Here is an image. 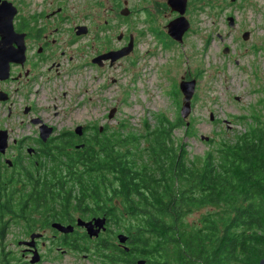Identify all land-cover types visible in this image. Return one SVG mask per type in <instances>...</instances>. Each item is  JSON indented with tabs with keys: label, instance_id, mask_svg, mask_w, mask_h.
Returning a JSON list of instances; mask_svg holds the SVG:
<instances>
[{
	"label": "rangeland",
	"instance_id": "rangeland-1",
	"mask_svg": "<svg viewBox=\"0 0 264 264\" xmlns=\"http://www.w3.org/2000/svg\"><path fill=\"white\" fill-rule=\"evenodd\" d=\"M133 2L137 7L136 20L123 21L114 17L117 9L111 10L113 0H103L101 23L104 25V20H109L110 25L105 34L83 43L91 60L99 53L127 46L129 38L133 37L131 54L112 66L106 63L103 68H98L91 62L86 67L85 54L67 51L63 55L61 49H57L55 58L49 62L55 65V70L47 75L42 68L38 73L43 75L36 86V112L46 125L56 128L53 137L58 138L63 131L73 132L78 125H86L90 142L97 128H103L102 132L107 128L110 135L123 119L140 130L145 119L155 125L160 114L172 120L182 118L180 109L184 95L180 82L186 79L197 81L193 111L184 120L190 123L191 131L187 136L179 129L176 136L186 144L191 157L203 156L207 151L215 150L220 141L233 140L244 134L253 124L250 116L264 113V0H194L191 6L194 9L190 8L187 16L191 29L179 45L167 34V25L172 20L167 0ZM230 16L237 20L234 29L228 27ZM246 32H250L248 40L243 39ZM121 33L123 38L118 40ZM218 35L223 36L222 39ZM225 47L230 48L229 54L223 53ZM113 108L118 111L110 120L108 114ZM38 135L37 129L27 126L22 138L26 139V145H32ZM202 136L210 140H202ZM68 138L62 137L63 140ZM40 161L48 160L42 156ZM2 180L5 199L13 193L14 206L30 190L28 184ZM15 208L19 212L18 207ZM71 213V220L75 221L92 217L76 208L71 209ZM26 216H5L7 228L5 238L0 242V264L4 255H9L10 264H32V257H24V247L19 242L29 241L33 233L43 234L38 242L41 261L36 264L131 263L132 256H124L127 262L123 263L105 262L96 253V238H89L86 231L77 226V231L67 236L52 228L54 220L49 215L28 212ZM107 228L100 236L117 232L111 223ZM117 236H113V243L119 248ZM87 239L91 242L84 243ZM72 240L74 245L85 247L84 252L66 245Z\"/></svg>",
	"mask_w": 264,
	"mask_h": 264
},
{
	"label": "trees",
	"instance_id": "trees-1",
	"mask_svg": "<svg viewBox=\"0 0 264 264\" xmlns=\"http://www.w3.org/2000/svg\"><path fill=\"white\" fill-rule=\"evenodd\" d=\"M250 119L253 124L244 134L194 157L176 136L179 129L189 136L191 126L164 114L155 125L145 119L140 130L127 119L110 135L107 128H97L79 150L70 148L71 138L63 140L62 134L39 166L40 179L23 182L33 188L16 203L19 212L13 193L5 199L0 179V242L6 215L26 218L31 208L52 220L70 221L76 208L103 216L117 229L96 238V253L105 262L123 263L124 256H132L130 264L140 259L147 264H259L264 258V113ZM116 234L128 237L125 247H115ZM73 242L66 245L84 252ZM8 257L1 264H10Z\"/></svg>",
	"mask_w": 264,
	"mask_h": 264
},
{
	"label": "flooded vegetation",
	"instance_id": "flooded-vegetation-1",
	"mask_svg": "<svg viewBox=\"0 0 264 264\" xmlns=\"http://www.w3.org/2000/svg\"><path fill=\"white\" fill-rule=\"evenodd\" d=\"M193 2L194 0H188L185 11V17L190 22V29L192 24L187 16L191 9H194L191 7ZM103 5V0H0V14L2 15V19H0V133L5 132L8 143L5 153H0V179L6 178L12 184H22L26 182L25 180L36 183L41 177L40 159L47 155L56 138L52 136L47 142H43L40 138V131L46 123L36 112L35 97L38 93L36 86L42 78L43 74L38 75L42 68H45L47 75L55 70V65L49 63L55 58V51L61 49L63 55L67 54V51L78 55L85 54L87 56L86 67L91 62L94 67L103 68L106 63L112 66L111 60L104 61L103 66L94 64L92 60L104 54L127 48L131 42L134 45V39L130 37L127 46L119 50H113L114 48L107 50V52L99 53L91 60L89 59L83 45L84 40L91 37L99 38L100 34H105L106 27L110 25L109 20H104V25L101 23L100 9ZM166 5L172 13V20L169 23L181 16L169 5V0ZM115 8L117 9L115 19L136 20L137 7L133 0H113L111 10L114 11ZM13 13L12 30L10 16ZM190 29L184 34L183 42ZM123 35L121 33L118 40H122ZM168 36L178 45L183 44V42L180 43L173 39L169 34ZM132 51L133 47L130 54ZM70 59L72 60L73 57L71 56ZM27 122L29 124H26ZM27 126L37 129L39 134L32 145H26V139L22 138L25 136ZM82 126L84 127L82 137H76L75 131H63L58 136L64 134L63 136L70 137V148L74 146L79 150L81 148H77V146L88 143L86 136L88 126ZM56 131L54 128V132ZM29 149L36 151L29 153ZM25 162L26 164H24ZM27 175L35 177H25ZM27 186L30 190L33 188L30 184ZM28 212L35 211L30 208L27 209L26 214ZM94 218L96 217L92 216L90 219L83 220L89 222ZM78 219L80 218H77L76 221L70 220L73 224L65 225H72L74 232L77 231V227L86 231L85 228L78 226ZM53 222L64 225L60 221L54 220ZM38 242L39 240L36 243L37 250H39ZM117 246L122 248L120 244ZM23 247L24 257H33L35 248L33 250L28 246Z\"/></svg>",
	"mask_w": 264,
	"mask_h": 264
},
{
	"label": "water",
	"instance_id": "water-1",
	"mask_svg": "<svg viewBox=\"0 0 264 264\" xmlns=\"http://www.w3.org/2000/svg\"><path fill=\"white\" fill-rule=\"evenodd\" d=\"M232 2H236L237 0H231ZM169 5L174 8V10L178 11V13L181 15L179 18L176 20L170 22L168 24V34L175 39L176 41L182 43L183 42V36L184 34L190 29V22L188 19L185 17V11L188 5V0H169ZM1 10V8H0ZM14 13L11 14L10 16V25L12 29V17ZM0 19H2V15L0 14ZM228 22V27L231 29H234L237 25V20L235 16H230L227 19ZM13 30V29H12ZM85 33V32H84ZM250 36V32H246L243 34V39L248 40ZM223 36L218 35V38L222 39ZM133 47V42L127 47L122 50L116 51V52H110L108 54H104L102 56H99L95 59L92 60L94 64H98L99 66L104 65V61L111 60V64L113 65L115 62H117L119 59H122L126 56H128L132 50ZM230 48L225 47L223 49L224 54H229L230 53ZM196 80H182L180 83V89L181 92L184 95L183 102H182V107L180 109V114L183 120H187L190 115L192 114L193 111V106H192V100L194 98V94L196 91ZM117 112L116 108H113L110 113H109V119H113ZM213 118V116H212ZM36 123H38L36 121ZM189 122L187 121V126H189ZM84 127L82 125H79L75 129V134L79 137H82L84 135L83 132ZM103 128H100V131H102ZM54 134V128L53 127H48V125H44L40 131V138L42 139L43 142H47L51 136ZM202 140L209 141L210 138L208 137H201ZM8 147L7 143V137L5 136V132L0 133V153L4 154L6 149ZM84 144L77 146V148H83ZM35 151L34 149H29V153ZM8 162V161H7ZM77 224L80 227L85 228L86 233L89 238L94 239V238H99L102 232H105L107 230L106 225H107V220L106 218H101V217H96L93 220L87 222L83 219H78ZM52 228L56 229L60 233H63L65 235H69L74 232V227L72 225H63L59 222H53ZM43 237L42 233H33L30 236L29 241H21L19 242V245L21 246H28L29 248L33 249L35 248L33 257L31 259L32 264L39 263L41 261V255L38 252L36 248V243L38 240H40ZM118 240L121 246L125 247L126 242L128 241V237L125 234H119L118 235ZM128 251V249H126ZM136 264H147V261L145 259H140L137 260ZM259 264H264V258L260 261Z\"/></svg>",
	"mask_w": 264,
	"mask_h": 264
}]
</instances>
